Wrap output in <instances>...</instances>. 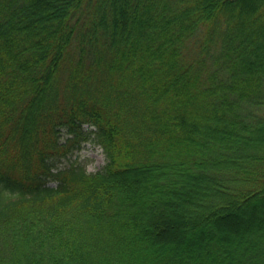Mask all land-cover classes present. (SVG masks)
I'll return each instance as SVG.
<instances>
[{
  "label": "trees",
  "instance_id": "16d2710c",
  "mask_svg": "<svg viewBox=\"0 0 264 264\" xmlns=\"http://www.w3.org/2000/svg\"><path fill=\"white\" fill-rule=\"evenodd\" d=\"M0 264H264V0H0Z\"/></svg>",
  "mask_w": 264,
  "mask_h": 264
},
{
  "label": "rangeland",
  "instance_id": "374dc122",
  "mask_svg": "<svg viewBox=\"0 0 264 264\" xmlns=\"http://www.w3.org/2000/svg\"><path fill=\"white\" fill-rule=\"evenodd\" d=\"M55 161V165L58 167H64L72 162H78L84 166L87 172H95L104 164V155L98 145L85 142L77 150L68 152L65 156L59 157Z\"/></svg>",
  "mask_w": 264,
  "mask_h": 264
}]
</instances>
